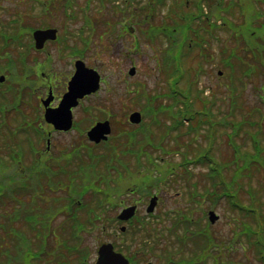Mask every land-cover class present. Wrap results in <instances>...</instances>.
<instances>
[{
  "label": "rangeland",
  "instance_id": "374dc122",
  "mask_svg": "<svg viewBox=\"0 0 264 264\" xmlns=\"http://www.w3.org/2000/svg\"><path fill=\"white\" fill-rule=\"evenodd\" d=\"M86 1L87 0H72L70 5L67 6V2H70L67 0H0V32L8 31L11 34L16 32L20 33L18 41L22 42L21 45H24V47L20 46L21 48L10 46L7 47L8 49H3L0 52V64L2 69L0 74H6L7 80H9V82L10 77L13 76V78L16 79L15 82H17V87L22 88L20 85L23 86L24 82L26 81H24L23 78L24 73L19 70L21 68L18 63L20 56L26 57V60L28 61V46H30L32 43L30 32L31 28H57V35L59 36L60 40L70 33L77 32V28H81L84 20L89 19L92 23H94L95 32L91 36L90 49L86 51V58L84 60L85 63L89 65V67H93L101 73V79L104 80V83H101V88L96 94L91 95L89 99L83 101L82 109L81 111L77 112L76 117L81 119V123L84 128H89L90 125L96 120L109 119L113 128V135L111 137L113 140H110V144L106 145V149L103 151V146H97L94 144L90 145L86 138V133H84L82 142L84 149L82 155V176L80 174L78 182H83L82 189L86 188V191L77 197L84 204L91 205L94 204V202L104 201L101 198L102 196L99 194L100 192L104 195H109V202L105 201V206L101 207L100 209H94L91 206L95 212L94 215L91 213L89 216L87 215L88 212L85 210L87 209L86 207H84V210H77L76 212H74L76 208H70V210H66V202L70 199L73 201V196L69 194L68 196L63 192H59V190L51 192L50 194H36V197L39 196L40 201L37 202V208L31 206V200L34 198V196H30V194L20 193L19 191L11 192L10 190V194L6 192L5 194L0 195L1 221L7 223L6 226L2 225L0 227V264H31V261H29L31 256H28L27 250L22 245H20V248L15 247L17 243L14 236L12 235L11 228L15 227L20 229V234L24 235L22 232V229H24L23 225L25 227L28 226V224H26L24 221H33L36 218L43 217V214H47L48 217L53 216L51 220L57 221L48 222V224H50L49 233L51 236H61V240L65 241L72 238L71 235H80L82 236V239H84L83 244L85 243V246L92 252H95L100 244L111 241L112 239H118L116 235L121 234L119 231V226L121 224L117 222L116 215L122 208L127 207L126 205H129L132 199L136 198L131 197L128 193L131 190L143 185L142 183L145 180V175L151 173V170H149L148 166H142L140 156L138 155L139 149L135 148L133 150H129L125 145L119 143L121 140L120 136H117V127L120 126L122 129L126 127L127 122L121 124L122 120H124V115L116 113V115H109L107 113L109 108L116 112V108L121 106L123 95L129 96V99H125L126 102H129V114L132 111L142 110V107L144 106L141 96H136L137 94L132 92L134 89L141 90V87H143L144 91L146 92L144 94H158L160 96L159 101L161 103L165 102L167 105L168 100L163 99V97L160 95V93L167 92L164 81L168 85V89L171 92L175 91L182 96L178 97L179 99L177 102L179 106L183 108V110H187L190 113L195 110L194 102L196 101V103H199L198 99H204L209 101V103H212L211 100L205 96L211 91H213V100H215L218 104L214 109H217L218 106H220L222 113L231 112L228 106L232 103H235V105L236 103L238 105L243 104V106L249 111L255 107L260 108L258 103L259 92L255 90V88H258L259 85L263 83L264 79L262 77L261 80L255 78L257 81H253V84H251L255 74L248 73L250 74L249 76L242 77L239 82L232 84L230 93L229 89H224V84L231 81V77L235 75V69L232 67V65L236 64L235 59H232L227 67L211 66L209 65L208 61L203 60L205 64L203 66L204 73L201 74L202 76L199 79L198 68L200 66L198 63L195 64V61L197 62L199 59L195 58V52L191 53L190 56L192 57V60L190 61L189 55H184L183 51L180 49L179 42H173V39L170 41L167 39L168 37L165 34H162V36H159V38L167 39V46L170 45L167 48L166 44H160L161 41L159 40L152 41L150 46L143 41L141 37V28L138 26L139 22H137L138 19L140 20V18L144 17V14H142L141 11L140 15H137L135 19L136 22L132 21L135 30V36L137 37L139 43L138 48H133V44L130 43L132 42L133 37H126L125 34L122 33L123 37L120 38L119 41L114 42L113 38L117 37L118 33H116L115 30L110 31L112 33H105L106 27L103 20H108V15L113 10V7L110 6L112 3H110L109 0H105L106 6L102 8V10H98L100 5L96 3L94 4V2H92L88 10L90 16L84 17V13L86 12H84L83 9L85 8H82V6L86 3ZM241 1L245 5H248L250 2H252L251 0ZM134 7L135 5L130 4V10H132ZM182 9L185 14H189V12L185 10L184 7ZM160 11L162 10L160 9ZM160 11L157 14H154L153 18L150 20V23L154 25L160 24V17L163 15V13ZM240 11L241 9L239 7V9H233L231 13H239ZM208 13H211V11ZM19 14L23 16L22 19L17 18L15 23L14 20L11 21V19H13L15 16H19ZM227 20H235L237 23L242 21L233 15L229 16ZM256 20L257 19L253 8L250 7L245 12L244 21L246 23H255ZM198 27L199 26H195L196 29ZM28 28L29 32L27 33ZM218 30L219 32L216 33V37H219V41L221 42H218L216 38L213 39V42L211 39L213 33L211 32H205L198 38L199 44L201 46L208 45L206 46L208 49L207 52L209 54L211 53V56L214 58V60H216L215 62L220 59L223 52L226 56H229L232 52L241 55V52H239L240 49H237V43L243 39L248 40L250 45L254 47V42L252 41L254 39L249 40L248 29L246 27H240L238 32H235L234 30H230L229 32L226 29ZM193 32V30L190 32L189 40L194 44L196 42V34ZM259 33L262 37H264V26L259 28ZM184 34L185 32L181 30V37H183ZM60 42L62 43H58V41L54 42L56 45L52 47H54L53 52L55 53L54 57L56 62L62 65L61 68H64L66 67L64 66L66 63L61 59L64 55L65 59L67 61L69 60V53L67 51L69 49H67L68 47H66V45L70 44L71 41L65 38ZM121 43H123L124 46L127 45V47L126 49H122V45V50L117 53L116 51L120 49ZM107 44H113V46H108ZM240 46H242V43H240ZM1 49L2 48H0V50ZM257 53L259 54V50H257ZM8 55H11V57ZM240 62H253L251 64L260 65L264 64V59L260 56L256 62L250 59L247 61L240 60ZM13 64L17 66L16 68L18 70L13 71V73L11 72L9 75L8 69L11 67V65L13 66ZM132 65H134L136 68V74L131 77L128 76L127 72ZM218 70H222V76H217ZM127 80L128 82H125ZM175 80H178L176 85L173 84ZM184 82H186L185 85L182 84ZM261 90L264 99V88ZM141 91L144 92L143 90ZM86 109L89 110V113L85 111ZM204 113L208 114V111L205 110ZM241 113L242 111L240 109H236L234 115H236L237 119H241ZM184 114L185 113L183 112L180 114V116L183 117ZM171 115H173V113H171ZM217 115L221 114L217 113ZM246 115L248 118L252 117L253 120L258 119L257 114L247 113ZM146 122L148 123L149 120L147 119ZM162 125L164 126L165 124H161V126ZM133 131L138 133V135L135 137L136 140L138 138L145 141L149 140L151 142L150 148L152 150H156L159 154L161 152H168L164 150V140L162 142L161 139L159 143L160 135L162 134V128L146 126L142 131L138 128L129 130V142L132 140L131 133ZM219 146L220 152L224 154L223 156H228L230 154V150L225 143L222 142ZM88 150H93L94 153L90 157ZM10 152L11 149L9 148L7 140L0 136V161L4 164L3 165L0 163V183L2 184L1 186H4L5 188L11 186L15 190L19 185L18 183L25 182V178H22L24 177V174H22L21 177L16 174L18 168H16L11 162L9 158ZM240 155L242 154L239 152L237 156ZM217 157H219L218 153ZM209 158L212 162H216L217 158L214 152L209 154ZM171 159H173L174 164H178L180 160L176 159V155H172ZM218 159L219 161H222L221 158ZM150 161L151 160H149V162ZM26 164L29 165L27 162ZM168 165V162L164 161L160 164V169L165 168ZM19 167H21V171L23 170V172L27 174L28 168L25 167V165L22 166V164H20ZM231 168L233 169L235 166L232 165ZM156 169H159V167H156ZM194 169L197 171L199 170V167ZM4 171L5 174H3ZM216 172L219 181L225 184L223 163H217ZM230 173L231 171H229V174ZM10 176H12V179H9ZM252 177L253 178L250 177L245 180V183L243 184L245 192H243L242 196L246 203L249 199L246 189L247 184L249 183L248 181H250L255 189H258L256 190V202L263 208L262 210L264 217V171L258 174L253 173ZM64 180V178H58L52 179L51 182L55 184L54 187H56L62 184V181ZM169 180L171 182H169L167 186H160L157 188L159 190L158 194L161 197V206L157 210V215H162L172 211L175 208L179 210L187 208V197L185 196L184 190L179 188L180 183L178 180L176 183H174L175 177H170ZM71 182L75 183L74 178L71 179ZM43 184L45 185L46 183L43 181ZM191 188H194L193 184H191ZM148 189L151 190L150 187H148ZM155 189L153 188L152 191ZM25 203L26 206H23L22 204ZM214 208L220 215V221L212 227L211 231L217 239L230 240L233 235V229L227 222L230 210H228L227 206H224L223 203H220ZM16 211L20 212V215L17 217L19 220H17L18 222L16 223H12V221H10V217H13V213L15 214ZM72 213L76 215V220L78 222H72ZM200 214H202V212H200ZM232 214L235 217L238 216V214L235 212ZM28 215L32 216L29 218ZM100 215L101 217L96 220L95 217ZM198 219L199 218L197 215L191 214V220L194 221L195 224L192 227L182 229V232L186 231L190 233L189 238H199L198 233L200 231V226L198 225ZM243 219L246 221L244 215ZM168 221L171 222L170 217L166 219V223H169ZM31 224L36 228L37 231L41 230V226L36 224V222H31ZM159 224L160 222H158L156 225L160 227L161 225ZM24 231L27 232L29 237H33V232L27 231L25 229ZM124 238L128 241L130 252H136L138 253L139 258L144 257L146 259L143 260H153L157 264L156 258L149 253L150 251L146 245L147 242H145V240L150 241V239L146 238L142 234H127V236H124ZM50 240L51 239H49V241ZM71 242L74 243V241ZM36 244L38 245V243ZM48 244L51 246L53 245L48 251L50 254L37 264H48L56 261L59 255L65 253L63 248H65L68 243L49 242ZM31 246H35V243L32 241ZM225 256L228 259V262L231 261L232 264H260L258 260L255 259V254L251 249H244L240 251L235 250V252Z\"/></svg>",
  "mask_w": 264,
  "mask_h": 264
},
{
  "label": "flooded vegetation",
  "instance_id": "af4514ba",
  "mask_svg": "<svg viewBox=\"0 0 264 264\" xmlns=\"http://www.w3.org/2000/svg\"><path fill=\"white\" fill-rule=\"evenodd\" d=\"M113 7L112 11L108 15V20L104 19L105 33H112L110 31L115 30L117 37L113 40L119 41L123 37L122 33L126 37L131 35L133 37L132 43L137 44L138 40L135 36L134 25L132 21L136 22L137 15H140L139 11H129V0H115L110 1ZM131 4H134L131 1ZM138 25L142 23H149L148 18L144 16L142 19L137 20ZM45 28H34L46 29ZM57 29V28H55ZM32 30V31H34ZM109 30V31H108ZM32 33V32H31ZM58 34V31H57ZM97 34V33H96ZM83 34L80 31L68 34L66 37L60 39V41L67 38L71 41L67 44V50L69 60L61 59L66 64L64 68H61V64L56 62L54 42L62 43L59 41V36L55 40L45 41L41 49L34 47V42L28 46L27 55L28 61L27 66L22 65L21 70L24 73V85L19 88L15 82V78L5 87L6 91H1L5 94L6 100L0 97V136L7 140L8 143H12L14 146V158L18 163V170L16 174L20 177L24 174L19 164L21 162L29 163V172L26 174L27 179L31 180L33 187H18L17 190L22 193L29 194H50L52 192L51 187L48 185L54 175L55 178H64L62 185L55 191L63 192L68 194L73 190L72 186H69L70 180L73 177L78 178L83 155V135L94 124L92 123L89 128H84L81 123V119L76 117L77 112L82 109V102L84 99L90 96L84 97L78 102V105L72 108V126L68 131L58 130L53 124L45 120V112L47 109H55L63 96L67 91L68 82L75 71V61L82 59L83 48ZM73 40V41H72ZM62 45V44H60ZM113 46V44H107ZM123 45V47H122ZM20 44H13L11 47L21 48ZM63 46V45H62ZM126 49L127 45L124 46L121 43L118 53L122 49ZM11 57V55H8ZM223 63L216 62L211 66H222ZM26 72V73H25ZM104 82V80H102ZM101 81V82H102ZM125 82H128L125 81ZM2 85V83H0ZM97 93V92H96ZM94 93V94H96ZM125 99H129V96L123 95L121 106L116 108V112L108 109V114H122L124 115V122L128 121L129 117V102ZM3 111V112H2ZM114 112V113H112ZM115 114V115H116ZM98 121V120H96ZM95 121V122H96ZM126 131L129 132V122L126 123ZM25 131H29V137L27 139L20 138L24 135ZM113 133L109 135L112 136ZM19 136V137H18ZM129 136V133H126ZM108 137V138H109ZM104 141L98 144L100 145ZM81 161V163H80ZM53 175H52V174ZM25 176V174H24ZM19 177V178H20ZM68 177V178H67ZM45 180V185H39L37 179ZM67 178V179H66ZM48 198V197H47ZM140 198L134 201V204H140ZM31 222H57L56 220L44 219V220H33ZM61 222V221H60ZM123 224V222H120ZM126 224H129L127 222ZM117 240L112 239L110 242L113 243L116 250L121 252L129 260V250H119L118 245L125 247L128 241L125 240L123 235H116ZM69 240L74 241L75 251H67L57 257V260L48 264H95L98 257V251H90L82 239V236H75ZM78 243V244H77ZM131 262V261H130Z\"/></svg>",
  "mask_w": 264,
  "mask_h": 264
},
{
  "label": "water",
  "instance_id": "95a60500",
  "mask_svg": "<svg viewBox=\"0 0 264 264\" xmlns=\"http://www.w3.org/2000/svg\"><path fill=\"white\" fill-rule=\"evenodd\" d=\"M54 33V29L36 31L34 33L36 46L38 48L42 47L47 38L53 39L55 37ZM76 68V73L69 83L68 92L64 95L59 108L54 112L59 115L54 117L53 113L48 114V120L55 123L58 128L68 129L70 127V107L75 105L77 98L90 94L98 88L99 76L95 71L86 68L82 62H77ZM133 73L134 69H131L130 74ZM131 118L136 122L139 121V116L137 114H133ZM108 132V123H99L88 132V136L91 140L99 141L102 135ZM153 207L154 202L151 201L148 211H152ZM133 211V207L127 208L120 214L119 218L128 219L133 214ZM215 219L216 216L210 213V220L213 222ZM99 253L100 258L97 264H126L121 256L113 253L110 245H103Z\"/></svg>",
  "mask_w": 264,
  "mask_h": 264
},
{
  "label": "trees",
  "instance_id": "16d2710c",
  "mask_svg": "<svg viewBox=\"0 0 264 264\" xmlns=\"http://www.w3.org/2000/svg\"><path fill=\"white\" fill-rule=\"evenodd\" d=\"M67 1H70L71 2V0H67ZM70 2H67V3H70ZM17 18H23V16L21 15V14H19V16H15L13 19H11V21H13L14 20V23H15V20H17ZM20 22V21H19ZM21 28V27H20ZM19 34L20 33H18V32H16V33H9V34H6V35H11V36H13V37H15V39H16V41L17 42H19L18 41V37H19ZM5 34H2L1 36H3V39L2 40H0V48H2L1 50H0V52L3 50V48L5 47V45L9 42V40H6L5 39V36H4ZM242 69H246V70H250L251 72H254V73H256V71H257V69H259V66L258 65H256V66H250V67H242ZM218 109H216V111H217ZM233 115L231 114L230 115V117H232ZM226 118V117H225ZM232 119H234V120H236L235 118H232ZM252 124V125H256L255 127H260V126H258V123H256V122H253L251 119H247V120H245V122L243 121L242 123H241V127H242V125L243 124ZM220 126H225V127H228V125H225V122H222V123H220ZM246 127V126H245ZM247 127H249L248 125H247ZM240 127H238L237 125H234V128H233V130H237V129H239ZM203 129V128H202ZM219 129V127H217V128H214V130H213V134H215L216 132H217V130ZM204 131H205V133H206V129H204ZM259 133V129L257 128L256 129V131L254 132V135H257ZM263 135V136H262ZM262 135H260L261 137V139H262V141H263V143H261L260 142V144L259 145H255L254 146V149H255V152L254 153H251V151H249V150H246L245 152H246V156H249V157H253V156H257V157H259V156H264V154H262V153H264V134H262ZM247 163H248V160H245L242 164H241V166H240V164H239V168H244L246 165H247ZM258 169V167H256V166H254V168H251V173L253 172H255L256 170ZM229 198H233L234 199V197L233 196H230ZM100 203V202H99ZM245 213H246V217L247 218H250V222H256L257 221V217H256V215H255V210L254 209H250V208H246L245 210ZM51 217H53V216H51ZM246 222H249V221H247L246 220ZM245 232H246V235L248 236V235H250V227L249 226H247V224L245 225ZM48 237H51V235H50V233H49V230H48V227H47V229H46V231H45V234L43 235V238H42V240H43V242H42V247H41V244L40 245H37L35 248H31L32 250H29V252H32V253H34L35 255H37L38 256V258L36 259V262L37 263H39L40 261H42V260H44V258H43V256L45 257V254H44V252H39V251H44L45 250V252L49 249V247L51 246V245H49L48 243L49 242H47L48 241ZM54 243V242H53ZM198 242H196V244H197ZM204 243V242H203ZM47 244H48V246H47ZM203 244H200L199 246H202ZM248 245H251V243H248ZM53 246V245H52ZM51 246V247H52ZM44 247V248H43ZM250 247V246H249Z\"/></svg>",
  "mask_w": 264,
  "mask_h": 264
},
{
  "label": "snow or ice",
  "instance_id": "6c2138e0",
  "mask_svg": "<svg viewBox=\"0 0 264 264\" xmlns=\"http://www.w3.org/2000/svg\"><path fill=\"white\" fill-rule=\"evenodd\" d=\"M59 114L58 113H53V116L55 117V116H58Z\"/></svg>",
  "mask_w": 264,
  "mask_h": 264
}]
</instances>
